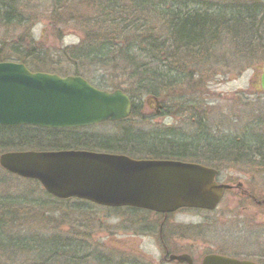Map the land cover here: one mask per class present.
<instances>
[{
  "label": "trees",
  "instance_id": "obj_1",
  "mask_svg": "<svg viewBox=\"0 0 264 264\" xmlns=\"http://www.w3.org/2000/svg\"><path fill=\"white\" fill-rule=\"evenodd\" d=\"M63 1L65 2L56 0L57 11L64 13L72 8L71 5L80 6L84 3L85 10H88L86 12H91L93 16L86 18V21L77 22L79 29H82L80 41L77 45L61 49V58L82 69L83 66L95 68L104 76H107L109 69H114L113 75L116 72L119 75L120 72L119 76L128 87L115 86L113 89H121L131 100L133 97H158L162 94V89L169 90L175 82L187 77V80L192 79L197 69L190 67L188 74L183 71L184 74L180 75L177 54L192 53L191 60L198 55L205 56L208 47L218 43L221 32H231L235 37L236 31H243L246 40L250 41L247 42V47L264 43V0H209L204 2L202 9L193 6L190 0H76L74 4L71 3L74 0ZM149 20L156 23L150 29L146 28ZM22 21L15 0H0V24L18 25ZM157 26L167 33L160 39L156 33ZM253 30L260 32L256 38L251 34ZM254 51L248 56H255ZM2 54L0 50V61L20 62L33 71L50 66L47 63L46 49L36 45H13L11 52ZM30 62L33 63L32 66ZM52 70L49 72H56L55 69ZM81 71L80 69L79 72ZM113 78L117 79V76ZM90 83L95 85L91 81ZM173 88L176 89L174 92L179 91L175 84ZM145 105L149 107L147 103ZM137 109V105L133 103L131 114H136ZM261 117L264 116L258 118ZM123 121L113 123L120 125ZM262 125L264 126V121ZM127 129H121L116 136H96L81 134L88 128L46 129L29 125H0V150L79 148L123 153L134 157H138V154L140 157H159L185 151L189 147H195L196 143L195 139H170L171 135H160L155 129L147 133L131 132ZM257 141L258 144L254 147L248 143L242 147L225 146L224 154L234 155L236 150L242 156L264 157V134L258 136ZM211 148L210 146L209 149L212 150ZM4 172L5 176L9 175ZM4 194L0 195L1 250L6 253L17 251L26 254L33 264H74V261L77 264H96L95 260L98 258L92 253L78 257L70 239H61L58 236L50 239L41 236L7 235L5 231L9 230H6L5 223H14L12 215L18 213L21 207L18 202H22V198L8 199ZM78 202L73 205L74 208L83 209L85 204H89ZM37 205L42 204L35 206Z\"/></svg>",
  "mask_w": 264,
  "mask_h": 264
},
{
  "label": "rangeland",
  "instance_id": "obj_2",
  "mask_svg": "<svg viewBox=\"0 0 264 264\" xmlns=\"http://www.w3.org/2000/svg\"><path fill=\"white\" fill-rule=\"evenodd\" d=\"M77 1L74 0L71 3L74 4ZM190 1L194 4L193 6L202 9L204 2L209 0ZM15 2L23 21L18 25L0 24L2 55L11 52L13 45H36L46 49L47 63L50 65L48 68H41L40 71L49 72V70L55 69L60 75L79 73L96 86L101 87L102 85V88L108 90H112L115 86L128 87L119 76L121 75L120 72L119 75L117 72L116 75H113L114 69H109L107 76H104L95 68L83 66L82 69L80 66L61 58V49L70 45H77L80 41L82 29H79L77 22L79 20L86 21V18L93 16L91 12H86L88 10H85L84 3L80 6L71 5L72 8L62 13L61 10L57 11L56 0H15ZM62 2L65 1L62 0ZM55 5L57 6L54 9ZM146 24V28L149 27V29L156 25L154 20H149ZM163 27L161 28L163 29ZM157 28L158 39L167 34L159 26ZM259 30L261 31V29ZM251 34L253 38H256L260 32L253 30ZM235 35L234 37L231 32H221L218 43L213 47H208L205 56L198 55L191 60L192 53L177 54V66L180 75L188 74L191 70L190 67L197 69V71H194L196 74L192 79L187 80V77L174 83L179 91L174 92L175 88L172 89L174 84L169 87V90L162 89V94L157 98L161 100L164 116L155 114L154 103L151 100H146V96L133 97L131 101L138 108L136 114H131L120 125L104 122L88 127V130H84V133L81 134L116 136L120 134L121 129L126 130L128 128V131L143 133L155 129L160 135L166 134L167 136L169 135V127L174 125L170 118L174 104L177 102L179 108L183 109L185 101L189 107V104L194 102V107H191L193 112L189 111L188 113L193 114L195 118L197 116L195 112L200 111L201 105L204 104V126H207L204 134L209 136L212 145H215V140L221 136L216 135V128L220 130L230 128L231 132L238 133L237 129L242 130L245 125L248 128L253 127L256 123L253 120L259 117V114L264 113V96L256 95L258 88L255 84L264 67V43L247 47L249 39L246 40L247 37H245L244 32L236 31ZM262 37L264 38V36ZM252 51H254L255 56H248ZM27 61L29 62L28 59ZM32 64L30 62L31 66ZM80 69L81 72H79ZM115 76L117 79L113 78ZM203 83L204 102L202 104L203 98L200 93ZM146 103L149 107L145 105ZM260 124L257 123L256 127ZM189 128L193 130L191 126ZM188 129L187 131H191ZM249 132V138H254L253 134H256V129L249 130ZM171 138H174V135ZM139 155L138 157H140ZM3 173L5 172L0 167V195L5 193L4 195L8 199L22 198L20 200L22 202H18L21 206L18 213L12 215V222L14 223H5L6 230H9L5 231L7 235L41 236L50 237V239L58 236L61 239H70L73 248L77 250L78 257L92 252L96 256L95 258H98L95 260L96 264H136L134 263L136 260H133L135 257L131 255H135L137 250L150 255L155 261L158 260V252L155 249V233L151 228H141L144 225V218L149 220L152 219L151 216L145 217L143 213H137L126 208L110 209L98 205L91 206V204L90 206L85 204L83 209L74 208L72 206L79 203L77 200L59 202L48 196L36 181L18 178L10 174L5 176ZM262 183H264V179L258 184V187ZM36 204L42 205L35 206ZM133 214L136 215V221L132 217ZM141 215L142 218H140ZM199 218L189 216L186 217V220ZM147 236H151V238ZM0 251V264H33L30 258L26 257V254L17 251L6 253L1 249ZM137 262L138 264L139 262L153 264L151 260L142 257H139ZM74 264H77V261H74Z\"/></svg>",
  "mask_w": 264,
  "mask_h": 264
},
{
  "label": "water",
  "instance_id": "obj_3",
  "mask_svg": "<svg viewBox=\"0 0 264 264\" xmlns=\"http://www.w3.org/2000/svg\"><path fill=\"white\" fill-rule=\"evenodd\" d=\"M260 87L264 92V74ZM151 100L159 106L156 97ZM131 111L132 102L120 89H99L81 76L62 77L30 71L21 63L0 62L1 126L85 127L125 119ZM0 167L37 180L57 198L163 213L182 207L212 208L223 188L214 182V170L200 164L86 150L4 152ZM175 258L182 261L185 257ZM187 262L196 264L189 258ZM201 264L249 263L209 255Z\"/></svg>",
  "mask_w": 264,
  "mask_h": 264
},
{
  "label": "flooded vegetation",
  "instance_id": "obj_4",
  "mask_svg": "<svg viewBox=\"0 0 264 264\" xmlns=\"http://www.w3.org/2000/svg\"><path fill=\"white\" fill-rule=\"evenodd\" d=\"M262 74H264L263 68L257 83H255L258 88L256 92L258 96H264L260 87ZM200 96L203 98V104L204 83ZM159 101L160 106L155 108V114L164 116L161 100ZM189 105L190 107L185 101L184 108L180 109L177 102L174 104L170 116L174 125L169 127V135H174V138L195 139V147L174 152L172 155L153 158L200 164L214 170V182L223 187L218 203L212 208L182 207L167 213L132 206H98L110 209L126 208L143 213L145 217H152L149 220L144 218V225L140 227L151 228L155 233V249L158 252V260L155 261L150 255L137 250L135 255H131L135 257L133 260H136L134 262L136 264H138L139 257L151 260L153 264H188V258L192 263L201 264L202 260L209 255L227 257L249 264H264V183L258 187V184L264 179V157L242 156L236 150L234 155H225L223 151L225 146L242 147L247 143L251 147L256 146L258 136L264 134V126H262L264 117L255 118L253 122L256 121V123L251 128L245 125L242 130L237 129L238 133L231 132L230 128L228 130L216 128V135L221 136L215 140V145H212L209 136L204 134L207 128L204 126V104L201 105L200 111L195 112L196 118L193 117V114L188 113L189 111L193 112L191 107H194V102ZM259 115L264 116V113ZM257 123L261 124L256 127ZM189 126L193 130L188 129ZM187 129L191 131H187ZM255 129L256 134H253L254 138L250 139L249 130ZM210 146L212 150L209 149ZM214 149L216 150L214 151ZM48 196L62 202L71 199L89 202L79 198ZM90 204L91 206L96 205L89 202L88 205L90 206ZM189 216L200 218L186 220V217ZM132 217L136 221V215L133 214ZM129 221L132 220L129 219ZM147 237L151 238V236ZM179 256H184V260L180 261L175 258ZM139 264L142 263L139 262Z\"/></svg>",
  "mask_w": 264,
  "mask_h": 264
},
{
  "label": "bare ground",
  "instance_id": "obj_5",
  "mask_svg": "<svg viewBox=\"0 0 264 264\" xmlns=\"http://www.w3.org/2000/svg\"><path fill=\"white\" fill-rule=\"evenodd\" d=\"M90 253H92V252H90ZM92 255H94V253H92ZM104 256V255H103ZM106 256V255H105ZM104 258H106V257H104Z\"/></svg>",
  "mask_w": 264,
  "mask_h": 264
}]
</instances>
